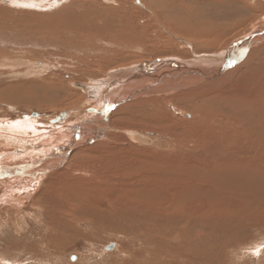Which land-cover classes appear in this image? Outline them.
I'll use <instances>...</instances> for the list:
<instances>
[{"label":"rangeland","instance_id":"374dc122","mask_svg":"<svg viewBox=\"0 0 264 264\" xmlns=\"http://www.w3.org/2000/svg\"><path fill=\"white\" fill-rule=\"evenodd\" d=\"M11 1L0 0V42L2 43H0V125L11 126L25 123L29 119H38L48 123L46 127L52 128V131L66 126L72 137H65L61 144L58 143V147L53 145L52 150L48 149L43 153V148L35 141L25 140L27 142L20 145L27 146L25 150L19 146L20 151L23 150L22 153L26 154L32 149L40 153L32 160L24 158V161L31 165L30 174L33 176L36 173L40 174H36L38 177L36 179L28 178L29 174H22L17 179L22 181L19 186L23 195L25 191L32 193L22 207H14L15 205L6 203L4 193L7 192L5 189L0 191V264H264V209L260 210L259 206L260 203L264 204V175L260 177L258 174L254 176L244 172L245 174L235 176L232 174L213 176L211 182L217 186L203 195L207 203L205 208L194 211L198 216L189 211L190 209L185 208L187 212L184 210L187 202H195L193 198L196 193L186 198L187 202L175 199V204L182 205L183 208L180 207L179 211V207H176L172 215L163 214L161 208L155 214L147 209L101 211V208H106L104 204L100 206L98 213H95L91 206L88 210L84 208L76 210L72 217L67 214L62 215L58 211V208H64L66 212L70 211L68 200L77 204V196L74 193V196L71 195L72 193L67 190L66 178L72 174L83 178L84 174L79 170L81 169L79 167H82L80 164L96 163L100 167L103 164L105 170L118 165L117 167L123 169L130 168L131 171L134 169L137 171L141 167L138 165L144 163V160H148L145 164L150 165V161L157 159L154 150L163 152L167 149L165 152L169 156L182 147L180 140L186 134L180 133L179 137H173L166 128L170 125L187 126L193 114L191 112H195L194 108L197 107L195 101L199 104L200 100L210 99L207 94L192 98L189 91L183 90L181 96L176 93L172 96H162L163 98L156 97L155 108L148 105L139 111L140 107L137 105L140 103L139 100L151 101L150 97L134 96L128 99L129 94L124 95L125 97L122 93L119 95L129 78L123 74L122 77H117V80L120 79L115 82L114 78L110 80L111 75L124 69L135 72L145 70L147 67L152 68L154 62L162 63L161 60L164 62L168 58L191 61L194 56L198 58L216 54L220 57V53L243 37L242 31L249 29V33H252L250 31L255 23L257 27L262 28L264 0H145L146 4L143 0H112L114 3H107L105 0H32L37 5L30 4L31 0H21L28 1V6H17ZM249 5L253 6V9H248ZM229 11L233 12L229 19H225L224 16L230 14ZM258 15L260 19L257 22L255 17ZM219 26L227 29L216 32L214 27ZM200 32L204 34L197 35ZM238 34H241L240 37ZM258 40L262 42V39ZM185 42L193 46L190 47ZM260 45L255 47V50L260 47L262 49L264 41ZM222 47L225 49L222 50ZM233 54H236V51ZM261 54L257 52L252 63L253 66L261 58L258 66L250 67V63L246 64L248 60L245 61L247 58L245 54L242 61L230 67L244 64L245 67H250L249 73L255 68L256 71L262 70L259 76L264 77V52ZM228 61L225 60V65ZM213 65L212 62L206 63L207 67ZM150 72L149 70L145 74L153 73ZM239 75L240 73L235 79H238ZM90 78L95 79L96 82L91 81ZM106 80L109 84L103 83ZM209 82L204 81L194 87H208L206 84ZM135 83L132 84L135 87H140L139 84L141 87L147 85L145 82ZM100 85H104L107 93L110 90L104 98L110 103V113L114 112L119 102L117 109L125 108L129 104L137 107L125 110V113L122 111L118 114L111 113L114 126L124 130L112 131V128H105L103 131L101 129L103 123L96 124L98 126L89 124L87 135L82 128L77 131L76 129L80 127H76L81 122L96 117V113L107 105L94 107L98 99L96 91ZM132 85L129 84V87ZM109 86L112 88L110 89ZM115 86L120 87L117 94L114 92ZM88 87L90 90L87 89ZM194 87L188 89L192 90ZM128 88L124 91L129 92ZM129 90L134 91L130 88ZM85 94L87 98L84 99ZM263 97V91H259V97H251L250 101L238 97L220 102L217 101L219 99L211 97V103L207 101L205 105L212 107L214 112L226 116L225 118L229 120L235 118L234 126L238 129L236 131L241 133L245 130L251 133V138L255 137L253 139L258 141L260 135L263 136L262 133L257 132L264 127V107L257 110L256 106L262 105ZM165 101L168 103L166 104ZM191 102H194V108L189 107L188 104ZM180 107L182 110L187 109V114L183 113ZM126 111L137 112L136 117H141L143 120L139 121L138 118L132 120L133 118L126 115ZM157 111V116L151 117ZM73 112L81 113V116L69 120L73 123L68 122ZM63 113L67 114V118L60 121ZM99 117L101 118L102 115ZM156 117L164 120L165 123L160 124L159 120L156 123L154 120ZM127 129L148 134L153 138V143L143 145L131 142L125 132ZM80 131L83 134H80ZM74 132L77 133V135L73 134L75 137L72 135ZM93 133L95 136H92ZM106 135L112 136L107 139ZM86 139L87 141H84ZM74 141L78 143L84 141L87 142L86 144L93 142L91 147L98 144L95 146L97 149L81 155L80 150L86 144L77 149L72 147L71 143ZM6 142L8 138L0 135V168L13 166L12 161H16L15 158L9 161L3 158L10 154L9 149L15 146ZM102 142L107 143V149L102 146ZM263 143L264 141L261 144ZM59 147L61 149H58ZM254 147V144L252 148L247 147L249 151L246 148L249 159L255 156ZM62 149L71 151L68 159L73 162V168L66 169L62 166L58 172L50 170L49 165L52 160L46 158L50 154L53 156L54 153L60 152L56 150ZM196 151L198 154L201 153L198 149ZM41 159L42 163L37 164L36 161ZM24 161H19L16 165L25 164ZM162 164L161 161L158 165ZM76 165L78 167L75 170ZM178 166L175 164L170 169L171 171L174 169L175 172L161 173L166 177L178 176L177 170L181 168L182 171V167ZM85 175L90 176V173ZM243 175L247 179L248 177L252 179H248L249 182L245 183L241 178ZM12 176L0 177V182H10L14 178ZM83 179L86 183H91L89 179L85 177ZM173 182L178 189L182 186V182L176 177L171 180L172 185ZM136 184L140 190L135 191L142 194L145 200L151 198L152 202L155 199L152 193L146 195L143 192L144 188L151 189L152 185L146 184L141 187L140 181H136ZM201 184L203 182L199 181L198 185ZM241 185L247 191L252 188L253 195L242 193ZM225 193L229 194L224 195ZM221 198L223 201L226 200L224 214L209 209L217 200L222 201ZM169 203L168 199L162 206ZM50 211H53L52 217L49 215ZM229 215L234 218L231 223L225 220ZM44 218L46 219L43 225ZM49 232L54 238L53 243L46 236ZM257 249H259L258 255L254 254ZM72 257H75L74 261Z\"/></svg>","mask_w":264,"mask_h":264},{"label":"bare ground","instance_id":"6f19581e","mask_svg":"<svg viewBox=\"0 0 264 264\" xmlns=\"http://www.w3.org/2000/svg\"><path fill=\"white\" fill-rule=\"evenodd\" d=\"M105 1L107 3L113 2L112 0H105ZM144 1L145 0H143V2ZM11 2L17 6H20V5L28 6L29 5V4H27L28 1L12 0ZM29 3L37 5L36 2H34L32 0L29 1ZM250 5L248 7L247 6L246 7L248 9H253V6H250ZM256 5H258V4H256ZM256 5H255V7H257ZM34 8H35V6H34ZM232 12L229 11L228 13H230V14L225 15L224 16V17H226L225 19H227V18L229 19ZM259 16L260 15L255 17L256 18L255 20H257V22L260 19ZM263 22H262V24H263ZM206 25L207 24H204V26H206ZM257 26L258 25L255 23V25L252 28L253 31L252 30L250 31L252 33H249V29H248V30L242 31L241 32L242 35L238 34L239 35L238 37H240V35L243 37H241V39H238L237 41H234L233 45L229 49L224 48L226 51L222 47L221 49L224 50V52L220 53V57L216 54H214V56H199L198 58H197V56H194V59H192L191 61H185V59H182V60L173 59V60H171V58H168L164 62H163V60H161L162 63L154 62L153 63L154 67L152 69L139 70V71H135V72H132L129 69H124V70L114 72V74L111 75L112 78L110 80H112L114 78L115 82L116 81L118 82L120 78L117 80V77H122L123 74H125L126 77L128 76V78H129L127 80V82L125 81L126 83L124 84V89L122 91H120V89H118V88H120L119 86H115L114 89L116 91H114V92L117 94L120 91L119 95H120V93H122L123 96L126 94H129L128 99H130L134 96H139L138 98H141L143 96H148L147 98L150 97L149 100L151 99V101H142L141 102V100H139L140 101L139 104H137V102H136V104L140 107L139 111H140V109H142L148 105L153 106V107L156 106V105H154L155 100L157 99L156 97L160 98L162 96H172V95H175L176 93H178L179 96H181L182 95L181 91H183V90L189 91V93H191L189 95L192 96V98L196 97V96L197 97L202 96V94H207V96H210V99H211V97L213 99L217 98V99H219L217 101H220V102L227 101L230 99H238V97H240L241 99H244L245 101H250L252 98H257V97H259V91H263V93H264V86H263L264 82L262 83V81L264 80V77L259 76L262 74V70L256 71L254 68V69H252V72L249 73L251 71V69L249 70L250 67H253L254 65L258 66L261 63V61H260L261 58H260L258 60V62L252 66V63L255 60L257 52H260V54L262 52H264V46L262 49L260 47L258 50L257 49L255 50V47L261 46L260 44L263 43V41H264V24L261 25L262 28L257 27ZM226 29H227V27H223V28H221V26H219L218 28L214 27V30L216 32L221 31V30L225 31ZM209 33L210 32H208V34ZM203 34H204V32H200L197 35H203ZM252 36H254V37H252ZM238 37H236V38H238ZM258 39H262L261 40L262 42H260ZM177 40H178V38H177ZM181 42H183V41H181ZM185 44L189 45L190 47L193 46L189 42H185ZM250 47H252V48L250 49ZM247 50L249 51V53ZM235 51H236V54H233ZM245 54H247V58L245 59V61L248 60V62H246V64L250 63V65H251L250 67H245L246 65H244V64H241L240 66L230 67V66H234L233 64L237 65ZM226 59H227V61L229 59H231L230 61H228L227 65H225ZM171 62L176 63V65L174 66V64ZM211 62L214 63V65L207 67L206 63H211ZM171 64H173V66ZM194 64H199V65H194ZM149 70L151 72L153 71V73L150 72L151 74H148V75L145 74L147 71L149 72ZM162 70H168V71H162ZM225 72H227V73H225ZM238 73H240V75H239L238 79H235V77L238 75ZM248 74H250V76H248ZM90 80L95 81V79H93V78H90ZM209 80L211 82H209ZM137 81L138 82H145L147 85H145V87H141V84H139L140 87H138V86L135 87L134 85H132V84H136L135 82H137ZM204 81L209 82L206 84L208 87H206V86H201L199 88L194 87V86H196V85H198ZM107 82H108V80H106L103 83L106 84ZM71 83H74V82H71ZM107 84H109V83H107ZM129 84L132 85V87H129ZM77 85L78 84H76V86ZM137 85H138V83H137ZM192 86L194 88L192 90H189L188 88H191ZM107 87L105 86V88H107ZM128 87L130 89H134V91L131 90L132 91L131 92ZM102 88L104 90V93H103ZM111 88H112V86L110 87V89ZM127 88H128L129 92L124 91L125 89L127 91ZM87 89H89V87ZM186 89H188V90H186ZM216 89H218V91H216ZM89 90H88V93H89ZM100 90H102L101 91L102 93H100ZM211 90L212 91L215 90V92H211ZM97 91H96V93L98 94V99H100V98L101 99H100V101L98 99H96L97 101L95 100L96 103L94 104V107L95 106H102L103 104H107V105L104 107V109H100L96 113V117H94V118L92 117L90 119H87L86 122H81L80 124H78L79 126H77L76 128H79V127L80 128L76 129V130L79 131L82 128V130H84L87 133L88 132L87 128H88L89 124H91V125L92 124H94V125L98 124L99 125L100 123L101 124L103 123L102 128H101L102 130L105 128H108V129L112 128V131L120 130L121 129L120 127H118V126L116 127V126H114L115 124H113V119L111 117L112 112L110 113V110H109V104H110L109 101L104 99L105 96L110 93L109 92L110 90L107 93V90L105 91V89H104V85H100L98 87ZM111 91H113V89ZM203 91L204 92L208 91V92L202 93ZM256 94H258V95H256ZM120 97H122V96H120ZM83 98L84 99L87 98V95L85 94V96H83ZM91 99H93V98H91ZM210 99L206 98V99H203L202 101L199 99L200 100L199 104L195 101V105L197 106L196 108H194V106H193L194 102H191L188 104L190 108H194L196 110H194L195 112H193V111L191 112L193 114H192L191 119L189 120V123H187V126L178 127L176 125H170L169 127L166 128L169 135L173 136V137H175V136L179 137V135H181L180 133L186 134V136H184L183 139L180 140V141H182L181 142L182 147H179L176 151L174 150L175 151L174 153L171 151L172 153H170L169 156H167V152H165L167 149H165V151H163V152H157L154 150V155H155V158H157V159H155L154 161H150L149 162L150 165H146L145 162H147L148 160L147 161L144 160V163L138 165V166H141L140 169H138V170H140L139 172H137L138 170L136 171L135 169H134V171H131L130 168L129 169L128 168L123 169L120 166L117 167L118 165L116 167H110V170H105V169H103V167H104L103 164L101 165V167L99 165H97L96 163H94L92 165H90L91 163L90 164H80V165H82V167H79V168H81L82 170L81 169H79V170H80V172H83V174H84V175H82L83 178L85 177V178L89 179V181L91 183H86L82 177H79V176L76 177L77 175L75 176V174L68 176L66 178L67 183H66V179L64 180V182L68 185V187H67L68 189L67 188L66 189L69 190V193H72L71 195H73V193H74L77 196L76 197L77 198V204H75L74 202L72 203L71 202L72 200H68L67 205H68L70 211L68 210L69 212H66L64 210V208H61V209L58 208V211L62 215L67 214V215H70L72 217L74 215V212H76V210H78V209L81 210L82 208H84L85 210H88L89 209L88 207H91V206L93 207L92 209L95 210V213H98V211H100V206L102 204H104L106 206V208L105 209L101 208V211L107 210L109 212L112 210L118 211L120 209L121 210L122 209L123 210L124 209H128V210L130 209V210L138 211V210H142V209H147V210H150L151 212H153V214H155V212H157V210L159 208H161L160 210L162 211L163 214H168V215L171 214L172 215L174 213V210H176V207H179L178 210L180 209V207L183 208L182 205L180 206L179 204H175V201L177 199H182V200L186 201V198H190V197L194 196V194L196 193V196H194V198H193V200H195V202L188 203L186 201L187 204H185L186 207H184V210H185V208H187V209H190L189 211L194 213L195 210H201L202 208H205L207 202L205 201L203 195L206 192L212 191L214 188H216L217 185L216 184L213 185V183L211 182V178H213V176L216 177V176L226 175V174H232L233 176H235L238 174H245V173H247V175L252 174L254 176H257V174H258V175H260V177L263 176L264 175V143L263 144H261V143L264 141V137H263L264 136V127H261L260 130L257 132L259 134L262 133V135H263V136L260 135V138L258 139V141L253 139L255 137L251 138L252 137L251 133H248L245 130L241 133L237 132L236 130H238V129L236 128V126H234V124L236 125L235 118L229 120V119L225 118L226 116L223 117L222 115H219V113L214 112L212 107L205 105V103L207 101H210V103H211ZM136 100L138 101L137 98H136ZM259 100H260V98H259ZM245 101H243V102L245 103ZM263 101H264V99H263ZM165 103H166V101H165ZM119 105H120V102H119ZM137 105L133 106V105L129 104V105H126L125 108L122 107L119 109H117L118 106L116 105L114 112H116L118 114L121 111L124 112L125 110L134 109V107H137ZM256 107H257L256 108L257 110L258 109L260 110L261 107H264V102H262L261 106H256ZM180 110L186 114L188 112L187 109L182 110V108H181ZM180 110H178V111H180ZM238 110L240 111V109H238ZM92 112H91V114H92ZM126 112H127L126 115H128V117L133 118L132 120H134V118L140 119L139 121L143 120V118H141V117H136L137 112H128V111H126ZM241 112H243V111H241ZM256 112L258 113V111H256ZM157 114H158V111L153 113V115H151V117H154V115L157 116ZM259 114H257V115H259ZM100 115H102V117H101L102 119L99 117ZM121 115H122V113H121ZM80 116H81V113L77 114V113L73 112L72 116H70L67 121L72 122L69 120L70 119L75 120V119L79 118ZM132 116H134V117H132ZM65 117H66L65 114L61 115V118L64 119ZM252 117H254V116H252ZM63 119H61V120H63ZM154 120L156 122L159 119L156 117V118H154ZM20 121H22V120H20ZM159 121H160V124L165 123L164 120H159ZM148 123H150V122H148ZM255 123H256V121H255ZM3 124H5V123H3ZM47 124L48 123H45V121H43V120L29 119L25 123L21 122V123L14 124L11 126L0 125V135H3L6 138H8L9 145H15L13 148L9 149L10 154L3 156V158L7 159L6 161H9L11 158H15L16 161H12L13 166L10 165L9 167L0 168V177L1 178L3 176L8 178V176H11V175H13L12 177H14V178L16 177L15 179L13 178L12 181L8 180L10 182H0V191H1V189H5V192H7V193H4L5 194L4 199H5V202L8 203L9 205H15L14 207H22L25 203V200L28 199V197H30V195L32 194L31 191H28V192L25 191V193H24L25 195H23L22 191L20 189V186H19V185H21L22 181H17V179L22 174H25V175L29 174L28 178L36 179V178H38L36 174H40V173H36L35 176H33V174H30L29 170L31 168V165L24 161V158H25V160H27V159L32 160L34 157L39 156L40 153L37 152L35 149H32L31 152H28L26 154L22 153L23 150L27 149V146L23 147L20 145L23 143L25 144V142H27V141H29V142L35 141L38 146H41V148H43V151H42V153H43L48 149L52 150L53 145L58 147V145L61 144L60 142H62L63 139H65V137L66 138L72 137L71 133H69L66 126H62V127H58V128L55 127L56 129H53V131H52V128L49 129L46 127ZM98 125H96V126H98ZM53 127H54V125H53ZM150 128H152V127H150ZM74 129H75V127H74ZM74 129H72L71 132H73ZM121 130H124V129H121ZM125 132L127 133V136L129 137V138L128 137L127 138L133 143L136 142V144H137V142H138V143H142L143 145L153 143L152 137H150L148 134L145 135L144 133H140L138 130L127 129V130H125ZM73 134L77 135V133H75V132L72 133V135ZM80 134H83V132L80 131ZM87 135H88V133H87ZM92 136H95V134L93 133ZM106 136H107L106 138L108 139L112 135H106ZM58 138H60V139H58ZM87 138H89V136ZM77 139L78 138H76V140ZM25 140H27V141H25ZM81 140H83V139H81ZM84 141H87V139ZM84 141H83V143H78V142L74 141L71 143L72 147H76L78 149L80 146L82 147V145L87 143V142L84 143ZM8 142H6V143H8ZM91 143L92 144H90V143L86 144L85 147L82 148V150H80L81 155L88 154V152H91V150L97 149L95 146L98 144L91 147V145H93V142H91ZM104 143L102 146L105 149H107V146H106L107 143L106 142H104ZM99 144H101V143H99ZM253 144L255 145L254 148H256V153H255V156H253V158L249 159L247 157V156H249L248 155L249 148H247V147L252 148ZM143 145H141V146H143ZM19 146L22 147V149H23L22 151H20ZM34 147H36V146H34ZM246 148L248 149V151H246ZM58 149H61V148L59 147ZM170 149H171V147H170ZM173 149H175V148L173 147ZM197 149L201 151L200 154L197 153V151H196ZM73 150H75V149H73ZM56 151H60V152H58L57 154L54 153L55 155H53V156L51 154L49 156L47 155L48 158H46V160L47 159H50V161L52 160L51 165H49V167H50L49 169L54 170L55 172L60 171L58 169L60 167L62 168V166L66 169H72L73 168V164H72L73 162L69 161V159H68V156L71 153V151L68 149H62V150H56ZM93 151H95V150H93ZM74 153H75V151H74ZM250 153H251V151H250ZM78 154H79V152H78ZM14 155H18V156H14ZM251 155H253V154L251 153ZM21 158H23V159H21ZM0 159H1V157H0ZM19 159H21V160H19ZM72 159H70V160H72ZM158 159H160V161H158ZM22 160L24 161L25 164L16 165L17 162L22 161ZM42 161L43 160L41 159L39 161H36V163L41 164ZM161 161L163 162V164L158 165ZM75 164H77V161ZM175 164L179 165L178 166L179 168L182 167V171L180 170L181 168L179 170H177L178 176H175L176 179H178V180L180 179V181L182 182L181 183L182 186L179 189L177 188V186L174 182H173L174 183L173 185L171 184V180L173 178L175 179V177H172V176L166 177L161 173L162 171L163 172L166 171L167 173L170 172L171 171L170 169L172 168L173 165L175 166ZM154 165H155V167H154ZM77 167L78 166L76 165L75 170ZM165 168H166V170H165ZM127 170H129V171H127ZM172 171H174V169ZM75 173H77V172H75ZM85 173L86 174L90 173V176L85 175ZM190 176L193 178H191ZM205 176H206V178H204ZM241 178L244 180L245 183L249 182L248 179H252L251 177H248V179H247L245 177V175H243ZM38 180L40 181L41 179H38ZM89 181H87V182H89ZM136 181H140L141 187H144L146 184L148 186L149 185L153 186L151 189H148V188L143 189L144 194H146V195H148L150 193L153 194L155 199L152 202H151V198H147L145 200L142 194L135 191L136 189H138L137 188L138 185L136 184ZM199 181H202L203 184L198 185ZM28 182L30 183V181H28ZM29 183H27V184H29ZM37 184H38V182H37ZM12 185H14V186H12ZM23 187H24V185H23ZM241 187H242V193H247L246 195H248V196L253 195L252 192H254V190L252 188H251L252 191H251V189H248L249 191H247L246 188L243 187V185H241ZM33 190H35V189H33ZM138 190H140V189H138ZM178 191L180 194H178ZM218 191H219V188H218ZM62 194H64V193H62ZM226 194H229V193H225L224 195H226ZM64 195H66V194H64ZM168 199L170 202L169 205L167 204L165 206H162V204H164V202ZM221 200H222V198H221ZM99 202H101V203H99ZM225 203H226V200H224V201L223 200L222 201L217 200V202L214 203L213 207L209 205L210 206L209 209H212V211H217V213L222 212L224 214L223 208L226 205ZM259 206L261 207L260 210L264 209L263 203H260ZM12 208H13V206H12ZM95 208H99V209H95ZM161 211H160V213H161ZM232 211H234V208L232 209ZM51 212H53V211H50L49 215L52 217ZM228 212L230 213V210ZM192 213H190V214H192ZM197 213H199V212H197ZM179 214H180V212H179ZM194 214H195V216L197 215L196 213H194ZM202 214L203 213L201 212V215ZM60 217L62 218V216H60ZM45 219L46 218H44V220H43V225H44ZM233 219L234 218H231L230 215L228 217L227 216L225 217V220L228 223L233 222ZM48 230H49V228H48ZM50 233L51 232H49V234H47L46 236L48 238H50L51 242H52V241H54V238L50 236ZM54 245H56V242Z\"/></svg>","mask_w":264,"mask_h":264},{"label":"water","instance_id":"95a60500","mask_svg":"<svg viewBox=\"0 0 264 264\" xmlns=\"http://www.w3.org/2000/svg\"><path fill=\"white\" fill-rule=\"evenodd\" d=\"M174 65H176V63H175ZM152 68H153V67H152ZM152 68L147 67V69H152ZM135 69H137V68H135ZM63 114L67 115L66 113H63ZM61 119H63V118H60V121H61ZM74 260H75V257H72V261H74Z\"/></svg>","mask_w":264,"mask_h":264},{"label":"snow or ice","instance_id":"6c2138e0","mask_svg":"<svg viewBox=\"0 0 264 264\" xmlns=\"http://www.w3.org/2000/svg\"><path fill=\"white\" fill-rule=\"evenodd\" d=\"M254 254L258 255L259 254V249H257Z\"/></svg>","mask_w":264,"mask_h":264}]
</instances>
